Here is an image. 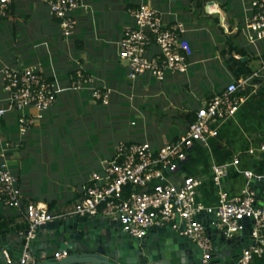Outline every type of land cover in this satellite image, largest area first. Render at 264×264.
<instances>
[{
	"label": "built area",
	"instance_id": "2783aa9c",
	"mask_svg": "<svg viewBox=\"0 0 264 264\" xmlns=\"http://www.w3.org/2000/svg\"><path fill=\"white\" fill-rule=\"evenodd\" d=\"M14 0H0V21L9 15ZM46 4L50 15L58 20L61 34L68 38L78 24L75 12L87 9L84 0H40ZM245 11L246 36L250 43L264 42V0H241ZM247 4V5H245ZM131 23L117 41L118 57L127 66V77L134 80L142 75L166 80L169 74L187 70L192 51L184 37L186 28L180 21L165 23L161 12L149 1L128 9ZM259 73L231 81L219 92L211 95L196 111L195 119L188 124L178 139H164L154 147L148 141H119L112 156L102 161L99 169L92 171L82 187V196L68 211L54 213L45 203L30 204L24 209L29 240L35 228L46 221L67 215L105 216L118 219L123 228L133 236H142L154 226L183 225V233L195 240L208 257L212 242L204 221L196 214L214 212L216 228L230 237L242 228V220L251 218V236L255 240L242 252L236 264H250L260 256L264 246V204L258 205L256 191L249 184L230 197L219 189L217 203L205 206L197 200L202 175L182 174L176 179L180 164L187 151L195 143L208 144L218 134L221 124L234 116L244 101L237 95ZM0 81L4 96L0 98V116L17 112L18 133L25 135L34 123L43 117L57 99V76L48 73L38 64H5L0 68ZM94 79L82 70H76L69 83L72 88L88 86L91 96L107 104L111 90L95 85ZM33 108L35 114L26 113ZM26 111V112H25ZM11 144V143H10ZM5 146H8L5 142ZM4 146V147H5ZM264 151V143L258 148L247 149L248 154ZM240 158L233 156L210 166V178L220 188L222 180L233 169L247 180L252 176L264 178L250 169L240 168ZM23 195L18 177L6 162L0 163V204L22 210ZM178 218V221L176 219ZM28 244V242H26ZM25 252L21 262L25 261Z\"/></svg>",
	"mask_w": 264,
	"mask_h": 264
},
{
	"label": "crops",
	"instance_id": "0c3cea01",
	"mask_svg": "<svg viewBox=\"0 0 264 264\" xmlns=\"http://www.w3.org/2000/svg\"><path fill=\"white\" fill-rule=\"evenodd\" d=\"M18 1L19 0L13 1L9 15L4 19H8L11 14L15 13ZM144 1H149L161 12L165 23L168 24L180 21L185 25L186 31L184 37L189 42L192 51L188 59L189 65L185 72L169 74L166 80H172L171 83H173V81L174 83H180L187 88L191 86V97L182 100V103L187 105L192 104L194 106L192 110L197 111L211 95L221 91L229 82L238 81L256 72L259 73V76L254 77L243 88L237 90V95L245 99L239 105L234 116L219 126L218 134L210 138L208 144L195 143L190 147L177 173H173L170 176L176 179V176L180 177L184 173L203 175L204 180L198 188L197 200L205 206H213L217 203L219 189L226 191L228 196L232 197L238 194L240 190L248 184L249 180L241 173L232 169L229 175L222 180V184L219 188L210 178L209 171L211 164L221 163L236 155L240 158V168L250 169L253 173L264 176V151L257 150L253 154H248L246 152L249 147L253 146L258 148L260 144L264 143V42L256 41L250 43L248 41L245 28L244 5L241 0H183L184 5L190 10L189 14L191 19L189 20L180 19L176 14L172 13L170 7L173 6L170 5V2L165 7L162 0H129L121 4L118 10L119 13L115 16L117 17L119 14L117 20H122L123 28L116 35H111V37L101 34L104 25H100L101 29L97 27L94 28V32L92 33L91 31L93 36L90 38L87 29L85 30V34L87 35H83L80 24L85 23L87 27L91 28L92 24H94V20L92 22L88 14V12L92 13L91 8L89 11L79 8L78 10L83 15L78 16L75 12L78 24L75 28V32L68 37L67 40H65L66 38L61 32L60 34L63 38L59 36V24L57 27L56 19L50 15L47 6L40 0H29L27 3L29 8H34L36 5L39 6L41 14L38 16L42 31L48 32L49 29L52 28L51 31L53 33H48L50 34V40L52 39L57 42V46L54 48L53 45L52 51L43 48L45 54L46 52L49 53V59H31V61L25 63V65L38 64L46 72L54 73L57 76L59 86L57 99L58 95L63 98L67 96V93H73L75 97L80 95L87 96L85 93H88V97L92 98L95 104L102 106L108 105L110 103L111 94L108 103L103 104L91 96L88 86L82 89L72 88L69 83V77H66L64 74L65 72L61 73L60 69H64L66 66L74 67L78 65L79 67L77 70L80 69L85 74L90 75L94 79L93 83L95 85H104L108 89L113 87L117 89L120 85L122 87L123 84H119V81H117L115 77V73L119 69L116 68L115 59L118 58L119 66L124 67L126 76L127 66L125 62H122L118 57L117 41L123 29L131 23L128 9L136 7ZM85 3L87 6L89 5L88 2L85 1ZM130 3L137 4L127 7ZM235 4L238 6L237 9L239 12L242 13V17H237L236 14H233V12L236 11L234 7ZM196 11H198V15L195 14ZM42 14L44 16H42ZM202 16L210 18L211 20L207 22L202 19ZM95 30L99 31V33H96ZM54 33H56L57 38L54 37ZM54 39H59V41ZM205 40H207V43L204 44ZM210 42L212 44L211 46H209ZM50 43V41H46V45ZM107 44L110 45L107 46ZM239 49H243L244 52L239 51ZM18 63L21 62H16V64ZM5 64L14 63H4L0 65V68ZM195 65H197L196 68L194 67ZM191 71L197 75L194 76ZM152 78L155 79L148 75H142L134 80L128 78L129 82L126 85L129 89L137 91L141 86L151 87L149 82ZM204 79L207 81V86L201 85ZM109 84L112 87L109 86ZM3 96L4 92L0 81V98ZM52 107L45 112L42 118L34 123L25 135L20 136L22 139L18 141L20 142V147L18 149L14 146L15 143H11L10 141L11 144L4 150V154H1L3 145L5 142L9 141V139H12V135H10V131L7 127L8 122L12 121V119L9 118V113L0 116V163L6 162L9 165L10 162H13V164L18 166L19 172L14 173L18 177V183L23 195L22 210H8L0 204L2 205V208L0 207V220H5L7 222V226L0 229H7L9 232H21L24 229V227H22L24 221L26 223L23 210H26V207L30 204L39 202L45 203L48 206V202L52 201L51 212L58 213L65 211L81 198L82 187L87 182L91 172L99 169L102 161L112 156L114 148L111 152H107L103 155L104 158H101L99 163H96V167L92 169L90 173L72 177L74 181L71 182L67 181V176L71 175H67L64 177L63 182H57L56 191L53 189L52 192L46 193L43 188L39 191L38 186H33L31 183L33 173L30 164H26L25 160L29 155L34 154L36 148H39L37 147L39 146L38 142H40L38 141V137L41 130L49 124V121H52L48 114L49 111H52ZM26 113L34 115L35 111L33 108H30ZM53 114L56 115V113ZM62 126L64 127V125ZM183 130L184 126L180 127L178 133H174L172 137L180 136ZM161 138L162 142L164 139H167L164 135H162ZM128 140L133 139L119 141ZM119 141H117L115 145ZM152 145L155 146L154 144ZM63 148L66 150V147ZM15 150L18 152L21 150L18 157L15 156ZM180 171H183L182 174H178ZM256 193L259 202L264 201V178L263 184ZM18 225H20V227ZM250 264H264V246L262 254L260 256H255Z\"/></svg>",
	"mask_w": 264,
	"mask_h": 264
},
{
	"label": "rangeland",
	"instance_id": "374dc122",
	"mask_svg": "<svg viewBox=\"0 0 264 264\" xmlns=\"http://www.w3.org/2000/svg\"><path fill=\"white\" fill-rule=\"evenodd\" d=\"M85 1L90 5L86 10L92 9V13L88 12V14L91 21L94 20V24L89 28L85 23H81L83 35L87 29L89 38L92 37L94 28L101 29L100 25H104L101 34H105L107 37L116 35L122 30V20H117L119 14L117 17L115 16L119 13L121 4L129 0ZM28 2L29 0H19L15 13L11 14L8 19L0 21V65L12 62L25 64L29 63L31 59L38 58L46 60L49 59V53L45 54L43 48L52 51V46L54 45V48L57 46V42L50 40V34L42 31L39 24L41 14L39 6L29 8ZM169 2L173 6L170 7L171 12L177 17L185 20L191 19L190 10L184 5L183 0H168V2L162 0L165 7ZM234 7L236 11L233 14L242 17V13L237 9L238 6L235 4ZM76 14L83 15L79 10L76 11ZM195 14L198 15V11ZM202 19L207 22L211 20L203 16ZM54 37L57 38L56 33H54ZM46 41L51 43L46 45ZM69 41L71 42L70 38ZM205 43L207 40L204 41ZM211 45L210 42L209 46ZM115 64L116 68H119L115 77L119 84L123 85L122 87L118 86L117 89L109 87L111 96L112 98L114 96L115 99L114 101L111 99L108 105L95 104L92 98L84 95L75 97L71 93L63 98L58 95L57 103L52 107V111L48 112L52 121H49V124L39 134L38 141L40 142L37 146L39 148H36L34 154L29 155L25 160L26 164H30L33 173L31 183L33 186H38L39 191L42 188L46 193L52 192L53 189L56 191L57 182H63L67 175H71L67 176V181L71 182L74 181L72 177L90 173L96 167V163L104 158L103 155L111 152L119 140L149 141L155 145L154 147H158L161 145L162 135L169 140H174L172 135L178 133L179 128L185 125L181 114L192 110L194 106L184 104L182 100L191 97V86H189V90L180 83H174V81L171 83L172 80L169 81V79L157 81L152 78L149 82L151 87L141 86L137 91L131 90L126 85L129 80L124 67L119 66L118 58L115 59ZM194 67L196 68L197 65ZM191 72L194 76L197 75L193 71ZM201 85L207 86L206 79ZM109 86L111 85L109 84ZM17 115V112H10L9 118L12 121L7 124L10 135H12V139H9L7 144L10 146V141L15 143L16 149L20 147L18 141L22 139L17 132ZM4 146L5 144L1 154H4V150L8 147L4 148ZM63 147H66V150ZM20 151L15 150L16 157ZM9 165L14 172H19L16 164L10 162ZM182 172L180 171L178 174H182ZM0 207L2 208V205ZM7 209L13 210V208ZM69 209L70 207L65 211Z\"/></svg>",
	"mask_w": 264,
	"mask_h": 264
},
{
	"label": "water",
	"instance_id": "95a60500",
	"mask_svg": "<svg viewBox=\"0 0 264 264\" xmlns=\"http://www.w3.org/2000/svg\"><path fill=\"white\" fill-rule=\"evenodd\" d=\"M248 184L258 192L263 179L254 175ZM196 216L205 222L212 242L208 257L183 233V225L154 226L133 236L116 218L67 215L39 224L29 240L27 226L21 232L0 229V264H236L254 244L251 218L228 237L216 228L214 212L201 210ZM24 252L27 258L21 262Z\"/></svg>",
	"mask_w": 264,
	"mask_h": 264
},
{
	"label": "trees",
	"instance_id": "16d2710c",
	"mask_svg": "<svg viewBox=\"0 0 264 264\" xmlns=\"http://www.w3.org/2000/svg\"><path fill=\"white\" fill-rule=\"evenodd\" d=\"M136 4L137 3H134V4L130 3L127 7H129V6H135ZM42 16H44V15L42 14ZM56 25L58 27V20H56ZM51 30H52V28H50L48 32L49 33H53ZM58 34L60 35V37H62V35L60 34V31L59 30H58ZM59 39H61V38H59ZM59 39L58 40L55 39V40L59 41ZM239 51L244 52L243 49H239ZM78 67H79L78 65L77 66H74V67H72V66H66L64 69H60V71H61V73H64L65 72L64 74L66 75V77H69V80H70L71 76H74L76 74V70H77ZM67 94H71V93H67ZM85 94H87V96H88V93H85ZM111 99H112V101H114V99H115L114 96H113V98H112V96H110V100ZM181 116H182L183 122L185 123V125H184V130H185L186 127L188 126V124L195 119V117H196V111L195 110H190V111H187V112H183L181 114ZM172 138L173 139H178L179 136L178 137L174 136ZM181 165H182V163L180 164V167H181ZM52 203H53L52 201H49L48 202V206H49L48 209L49 210L52 208ZM6 226H7V222L5 220H0V228L6 227ZM18 226L20 227V225H18ZM26 226H27V222L25 223V221H24V224L22 225V227H26Z\"/></svg>",
	"mask_w": 264,
	"mask_h": 264
}]
</instances>
